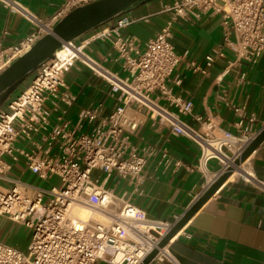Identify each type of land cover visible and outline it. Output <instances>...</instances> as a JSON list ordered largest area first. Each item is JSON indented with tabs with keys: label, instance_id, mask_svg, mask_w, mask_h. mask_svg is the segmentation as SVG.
<instances>
[{
	"label": "built area",
	"instance_id": "obj_1",
	"mask_svg": "<svg viewBox=\"0 0 264 264\" xmlns=\"http://www.w3.org/2000/svg\"><path fill=\"white\" fill-rule=\"evenodd\" d=\"M93 1L96 0H63L49 19L42 20L17 0H0V4L22 14L34 26L16 43L0 45V73L52 32L62 17ZM209 10L221 13L223 44L205 56L206 68L195 61L188 67L207 73L216 56H223L224 47L240 60L257 63L264 52V0H180L165 7L171 19L143 50L136 37L123 34L135 21L128 14L79 39L63 42L31 82L0 108V217L24 225L31 233L25 250L0 241V264H140L158 247L180 216L174 221L149 218L128 197L105 186L113 174L135 184L142 180L148 160L155 153L150 145L140 151L131 145V137L145 123L143 109L155 123L167 125L172 135L185 136L199 144L198 169L206 179L202 192L229 168L231 176L241 170L247 160L240 165L235 161L259 132L245 107L233 106L238 117L236 131L222 129L195 114L192 99L177 95L170 85V76L182 59L171 41L174 22L178 17L198 16V12ZM96 40L110 41L116 60L127 73L125 77L87 52ZM77 62L108 84L114 105L107 115H103L102 103L84 108L71 125L64 118L65 111L55 120L52 113L61 104L70 106L76 100L65 75ZM183 116L193 117L202 131L193 129ZM85 126L89 131L83 130ZM163 157L170 165L167 153ZM212 160L219 165L213 173L208 167ZM21 161L25 171L41 182L54 176L59 182L45 186L23 179L13 173L14 165ZM95 170L104 174L101 182L100 177L93 179ZM231 176L225 183L242 180L264 188L253 171L249 177L231 180ZM83 210L91 215L82 217ZM168 245L153 261L166 258L180 264Z\"/></svg>",
	"mask_w": 264,
	"mask_h": 264
},
{
	"label": "crops",
	"instance_id": "obj_2",
	"mask_svg": "<svg viewBox=\"0 0 264 264\" xmlns=\"http://www.w3.org/2000/svg\"><path fill=\"white\" fill-rule=\"evenodd\" d=\"M17 1L42 20L49 19L63 2ZM179 1L151 0L138 6L127 13L135 21L123 34L136 37L143 50L171 19V13L164 11L165 7ZM221 21V13L209 10L198 12V16L178 17L174 22L171 41L182 59L170 76V85L177 95L192 99L195 114L212 120L220 128L236 131L238 117L233 106H244L247 117L254 118V129L260 131L264 127V52L257 63L249 64L238 59L230 48L224 47L223 56H216L207 73L195 72L188 67L189 62L195 61L206 68L205 56L223 44ZM33 28L22 14L0 4V45L16 43ZM87 52L111 71L121 77L126 76L110 41L96 40ZM32 78L25 83L29 84ZM65 80L76 100L70 106L61 104L58 110L53 111V120L65 111L64 118L74 125L82 109L100 103L104 105L103 115L111 112L114 100L109 96L108 84L81 62L66 73ZM177 80L179 84L175 83ZM161 104L166 105L164 101ZM170 109L173 110L172 107ZM143 112L145 123L131 137V145L137 151L150 145L155 153L148 160L141 182L135 184L113 174L105 186L128 197L149 218L174 221L201 194L206 183L205 176L198 169L201 149L195 140L172 135L167 125L155 123L145 109ZM182 119L193 129L202 131L201 124L193 117L183 116ZM89 129L85 126L83 130ZM164 153L171 158L170 165L165 163ZM245 166L249 174L252 175L253 171L264 183V142L252 153ZM208 167L213 173L219 165L212 160ZM99 172L100 176L96 178L100 177L101 182L104 174ZM13 173L44 185L59 182L56 176L41 182L25 171L23 161L14 165ZM238 176L246 177L235 174L231 180ZM22 227L0 217V241L25 250L31 233L28 230L27 236L22 235ZM167 249L180 264H264V188L242 180L225 183L169 242ZM150 264L173 263L165 258Z\"/></svg>",
	"mask_w": 264,
	"mask_h": 264
},
{
	"label": "water",
	"instance_id": "obj_3",
	"mask_svg": "<svg viewBox=\"0 0 264 264\" xmlns=\"http://www.w3.org/2000/svg\"><path fill=\"white\" fill-rule=\"evenodd\" d=\"M151 0H96L80 6L62 17L52 32L42 36L27 52L17 58L0 73V108L11 96L55 53L63 42L76 40L107 24L123 14ZM264 142V127L248 144L235 164L245 162ZM232 174V168L221 173L180 216L178 221L140 264H150L160 249H163L192 219V217L221 189Z\"/></svg>",
	"mask_w": 264,
	"mask_h": 264
},
{
	"label": "rangeland",
	"instance_id": "obj_4",
	"mask_svg": "<svg viewBox=\"0 0 264 264\" xmlns=\"http://www.w3.org/2000/svg\"><path fill=\"white\" fill-rule=\"evenodd\" d=\"M27 83H23V85L16 91V92H19L20 90H22L24 87H26ZM97 176H100V172L99 171H95L92 175L93 179H95ZM46 186V185H45ZM83 212L86 213L85 217H88L89 215H91V212H89L88 210H83L81 211V215L83 216ZM93 217H96V218H100L99 215L97 214H92ZM27 232H28V229L23 225L22 227V231L20 232L22 235L24 236H27Z\"/></svg>",
	"mask_w": 264,
	"mask_h": 264
},
{
	"label": "bare ground",
	"instance_id": "obj_5",
	"mask_svg": "<svg viewBox=\"0 0 264 264\" xmlns=\"http://www.w3.org/2000/svg\"><path fill=\"white\" fill-rule=\"evenodd\" d=\"M248 159H249V158H248ZM248 159H247V160H248ZM246 163H247V161L243 164V167L241 168V170H239V172L236 171L233 175H235V174H242V175H244V176H246V177H249L251 174H249V172L246 170V166H245ZM81 214H82V213H81ZM85 215H86V213L83 212V216H82V217L86 218Z\"/></svg>",
	"mask_w": 264,
	"mask_h": 264
},
{
	"label": "trees",
	"instance_id": "obj_6",
	"mask_svg": "<svg viewBox=\"0 0 264 264\" xmlns=\"http://www.w3.org/2000/svg\"><path fill=\"white\" fill-rule=\"evenodd\" d=\"M33 77V76H32Z\"/></svg>",
	"mask_w": 264,
	"mask_h": 264
}]
</instances>
